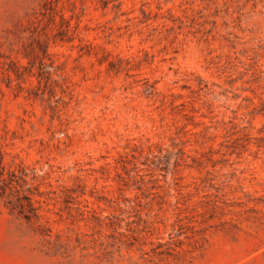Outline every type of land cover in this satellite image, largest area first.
<instances>
[{
  "label": "rangeland",
  "instance_id": "374dc122",
  "mask_svg": "<svg viewBox=\"0 0 264 264\" xmlns=\"http://www.w3.org/2000/svg\"><path fill=\"white\" fill-rule=\"evenodd\" d=\"M2 170L0 264H264V0H0Z\"/></svg>",
  "mask_w": 264,
  "mask_h": 264
},
{
  "label": "trees",
  "instance_id": "16d2710c",
  "mask_svg": "<svg viewBox=\"0 0 264 264\" xmlns=\"http://www.w3.org/2000/svg\"><path fill=\"white\" fill-rule=\"evenodd\" d=\"M12 176L17 177L15 172H12ZM13 181L14 180L11 179V183H10L11 186L9 188L11 189L13 193L19 194V191H20L19 186H21L22 184L20 182H17V185H15ZM23 182L26 183V180H23ZM5 184H6V178L2 170L0 171V196L1 197H4L5 195H7L6 188H8V186L7 185L5 186Z\"/></svg>",
  "mask_w": 264,
  "mask_h": 264
}]
</instances>
